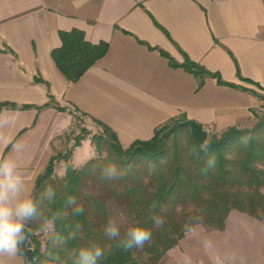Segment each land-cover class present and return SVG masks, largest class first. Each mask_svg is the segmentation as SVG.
Segmentation results:
<instances>
[{
  "label": "crops",
  "instance_id": "obj_1",
  "mask_svg": "<svg viewBox=\"0 0 264 264\" xmlns=\"http://www.w3.org/2000/svg\"><path fill=\"white\" fill-rule=\"evenodd\" d=\"M73 29L108 45L74 82L52 58L60 32ZM185 59L209 74L186 71ZM4 102L15 105L0 111V164L20 181L8 192L13 207L32 199L49 159L65 153L75 114L108 126L123 148L186 119L216 134L251 126L264 113V0H0ZM79 148L76 169L90 160L75 167ZM65 169L55 163L56 176ZM0 264H26L20 244ZM157 264H264V219L231 209L223 227L197 224Z\"/></svg>",
  "mask_w": 264,
  "mask_h": 264
},
{
  "label": "trees",
  "instance_id": "obj_2",
  "mask_svg": "<svg viewBox=\"0 0 264 264\" xmlns=\"http://www.w3.org/2000/svg\"><path fill=\"white\" fill-rule=\"evenodd\" d=\"M60 38L61 46L52 51V58L72 82L108 50L105 42H87L78 29L62 31ZM171 64L178 65L173 61ZM180 66L200 78L209 74L189 59ZM218 81L224 83L220 77ZM14 106L1 103L0 111ZM255 116L257 121L252 128L232 126L219 134L211 133L203 145L192 139L186 127L167 133L171 125L168 124L157 129L152 139L137 140L128 148L120 145L108 126L96 120L101 131L91 136L94 158L76 169L70 163L71 150L57 153L35 180L32 200L36 212L25 222L33 234L28 246L33 249L35 264H76L81 248L96 247L103 252L97 264H157L197 224L223 227L231 209L264 219V113ZM183 132L185 141L180 137ZM87 135L88 130L81 128L73 138L72 148L79 146ZM205 145L207 152L203 150ZM58 160L66 163L62 177L55 175ZM206 165L209 169L205 172ZM107 167L116 169V178H103ZM69 198L75 203H69ZM108 199L124 206L131 220L130 228L141 226L151 231L150 242L125 251L121 241L127 231L116 224L119 234L106 235L105 229L112 222ZM187 203L199 215L192 218L185 214V226L178 217V207ZM76 207L83 211L76 213ZM153 217H159L163 223L157 226ZM48 222L52 230L43 240L40 233Z\"/></svg>",
  "mask_w": 264,
  "mask_h": 264
},
{
  "label": "clouds",
  "instance_id": "obj_3",
  "mask_svg": "<svg viewBox=\"0 0 264 264\" xmlns=\"http://www.w3.org/2000/svg\"><path fill=\"white\" fill-rule=\"evenodd\" d=\"M203 150L207 152V146H203ZM215 161L214 157L210 158ZM206 167L203 171H207ZM117 172L114 167H107L103 170V178H116ZM19 178L13 175L12 168L6 164H0V253H7L10 256L16 254L18 245L24 239V221L28 220L36 212V204L31 198H17L15 205L8 203V192L14 195L18 190ZM48 195H52V190H48ZM69 203H75L74 199L69 198ZM76 213L83 211L82 208L76 207ZM157 226L163 223L159 217H153ZM108 236L115 237L119 234V229L115 223L109 222L105 229ZM152 238L151 231L135 226L129 228L126 237L121 241L122 248L127 251L133 247L142 248L145 243L150 242ZM103 256V252L99 247L94 250L89 248H81L76 264H97V259Z\"/></svg>",
  "mask_w": 264,
  "mask_h": 264
},
{
  "label": "rangeland",
  "instance_id": "obj_4",
  "mask_svg": "<svg viewBox=\"0 0 264 264\" xmlns=\"http://www.w3.org/2000/svg\"><path fill=\"white\" fill-rule=\"evenodd\" d=\"M257 115L261 116L262 113H259ZM75 117L76 120L74 122V128L67 135H65L66 141L62 140L63 150L65 152L71 150L74 141L71 142L70 140H73V138L77 135L76 133H80L81 128H85L86 130H88L90 139L92 135L97 134L100 131V128L96 124H94L93 122L82 116L81 114H75ZM254 124L242 128L250 129L254 126ZM160 128H163V126ZM211 133L212 132L208 133V137ZM180 137L182 141H185V132H183ZM170 143H171V138L168 144ZM79 145L80 148L74 151V163L76 164L75 167H80L82 160L90 159L92 157V153H94L92 142L81 141ZM103 157H105V153L102 154V158ZM136 166L138 167L140 165L137 164ZM262 192H264V189H262ZM106 202L109 211V217L112 223L119 225L121 229L124 230L125 232L128 231L131 225V220L124 206L112 199H108ZM185 214H190L192 218H195L196 215H199L198 210H196L190 203L185 204V206H183L182 208L178 207V217L182 218V220L184 221L182 224L185 226H187V221H186L187 219H184ZM51 230H52V225L50 224V222L46 223L44 225L43 232L40 233L43 234L42 235L43 240L50 234Z\"/></svg>",
  "mask_w": 264,
  "mask_h": 264
},
{
  "label": "water",
  "instance_id": "obj_5",
  "mask_svg": "<svg viewBox=\"0 0 264 264\" xmlns=\"http://www.w3.org/2000/svg\"><path fill=\"white\" fill-rule=\"evenodd\" d=\"M177 127H187L192 139L199 145H203L208 139V131L201 124L192 120L186 119L173 122L166 130L167 133L172 132ZM24 239L20 243V250L23 254L26 264H35L33 256V249L28 246L29 241L32 239L33 234L27 226H24Z\"/></svg>",
  "mask_w": 264,
  "mask_h": 264
}]
</instances>
